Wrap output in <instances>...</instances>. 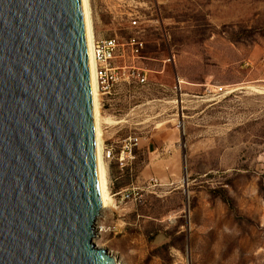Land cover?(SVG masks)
Listing matches in <instances>:
<instances>
[{"label": "rangeland", "instance_id": "374dc122", "mask_svg": "<svg viewBox=\"0 0 264 264\" xmlns=\"http://www.w3.org/2000/svg\"><path fill=\"white\" fill-rule=\"evenodd\" d=\"M91 2L115 64L146 75L100 95L104 153L120 142L95 244L121 264H264V0Z\"/></svg>", "mask_w": 264, "mask_h": 264}, {"label": "water", "instance_id": "95a60500", "mask_svg": "<svg viewBox=\"0 0 264 264\" xmlns=\"http://www.w3.org/2000/svg\"><path fill=\"white\" fill-rule=\"evenodd\" d=\"M97 217L82 0H0V264H115Z\"/></svg>", "mask_w": 264, "mask_h": 264}, {"label": "bare ground", "instance_id": "6f19581e", "mask_svg": "<svg viewBox=\"0 0 264 264\" xmlns=\"http://www.w3.org/2000/svg\"><path fill=\"white\" fill-rule=\"evenodd\" d=\"M83 12L85 18L86 35H87V46L89 55V68L92 84V96H93V109H94V119H95V135H96V155H97V183H98V217L95 223V236L100 234V230L104 229V226L97 225L98 219L102 216L103 211L111 207L112 197L110 192V174L107 162L105 160V153L103 148V124L108 123L109 120L104 116L101 110L100 104V87L99 79L97 77V61L94 56V45L97 34L95 31V26L93 23V8L91 0H82ZM109 117V116H108ZM97 247L102 248V246L96 244ZM112 261L115 264H121L113 257V253L108 252Z\"/></svg>", "mask_w": 264, "mask_h": 264}, {"label": "built area", "instance_id": "2783aa9c", "mask_svg": "<svg viewBox=\"0 0 264 264\" xmlns=\"http://www.w3.org/2000/svg\"><path fill=\"white\" fill-rule=\"evenodd\" d=\"M137 21L134 20V24ZM119 42L116 37H97L94 45V56L97 61V77L99 79L100 92L106 94L118 86L122 81L129 80L131 77L137 78L144 82L146 75L139 71H130L124 67L115 64V59L119 49ZM139 137L129 135L123 140L117 158L124 161L126 158H133V149L138 144ZM115 156V149L113 147L105 146V157L113 158ZM156 182V181H155ZM138 194L137 188H127L121 190L113 195H119L121 201L129 200Z\"/></svg>", "mask_w": 264, "mask_h": 264}, {"label": "crops", "instance_id": "0c3cea01", "mask_svg": "<svg viewBox=\"0 0 264 264\" xmlns=\"http://www.w3.org/2000/svg\"><path fill=\"white\" fill-rule=\"evenodd\" d=\"M95 26H96V23H95ZM96 32H97V29H96ZM97 36H98V34H97ZM98 37H102V36H98ZM110 116H112V117H116V116H114V115H110ZM109 126V125H108ZM108 126H104V134H105V136H106V133L108 132V128H110V127H108ZM108 134V133H107ZM105 146L106 147H113L114 149H117L118 147H119V138H117V137H115L114 139H112V133H110L109 132V135H108V137L107 138H105ZM110 160H112V158L110 159ZM108 162H109V160H108Z\"/></svg>", "mask_w": 264, "mask_h": 264}]
</instances>
